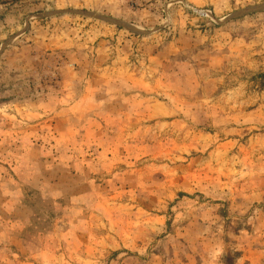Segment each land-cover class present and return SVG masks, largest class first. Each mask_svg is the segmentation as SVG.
I'll list each match as a JSON object with an SVG mask.
<instances>
[{
    "label": "rangeland",
    "instance_id": "374dc122",
    "mask_svg": "<svg viewBox=\"0 0 264 264\" xmlns=\"http://www.w3.org/2000/svg\"><path fill=\"white\" fill-rule=\"evenodd\" d=\"M0 264H264V0H0Z\"/></svg>",
    "mask_w": 264,
    "mask_h": 264
}]
</instances>
